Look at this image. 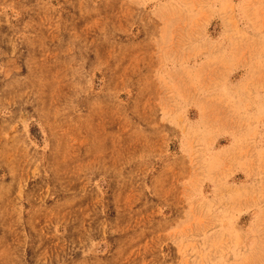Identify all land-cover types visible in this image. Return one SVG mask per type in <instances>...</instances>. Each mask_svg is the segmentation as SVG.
I'll return each instance as SVG.
<instances>
[{"label": "rangeland", "instance_id": "rangeland-1", "mask_svg": "<svg viewBox=\"0 0 264 264\" xmlns=\"http://www.w3.org/2000/svg\"><path fill=\"white\" fill-rule=\"evenodd\" d=\"M0 264H264V0H0Z\"/></svg>", "mask_w": 264, "mask_h": 264}]
</instances>
